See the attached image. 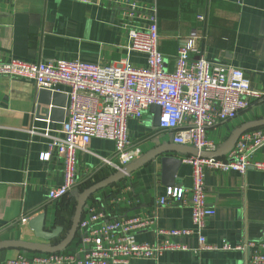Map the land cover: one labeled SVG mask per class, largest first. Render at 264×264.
<instances>
[{
    "label": "crops",
    "instance_id": "0c3cea01",
    "mask_svg": "<svg viewBox=\"0 0 264 264\" xmlns=\"http://www.w3.org/2000/svg\"><path fill=\"white\" fill-rule=\"evenodd\" d=\"M153 10L158 48L169 70L179 46L195 36L196 47L208 61L243 69L250 88L264 95V0H0V60L78 59L109 64L127 56L132 66L144 67L146 56L127 54L124 45L129 25L145 23ZM42 89L32 81L0 75V241L59 242L68 230L81 191L116 171L115 143L93 137L75 153L76 184L61 200L48 199V190L63 182V160L56 150L47 160H42L41 154L48 150V135H63L68 88L59 85L49 89L52 94L47 105L39 103ZM250 100L249 107L237 117L208 128L207 137L217 148L242 124L264 118V96ZM43 108L53 111L45 114ZM153 117L149 109L142 119L127 121L126 149L138 150L133 160L172 142V133L155 126ZM167 155L183 158L186 154L167 152L96 190L87 199L82 215L93 206L108 217L153 215L155 227H192L189 192L182 203L155 205L156 198L170 186L161 180V158ZM252 158L264 161V144ZM203 179L205 202L215 210L207 218L203 233L207 243L218 249H201L194 235L171 238L188 250L169 249L155 258L131 260L130 264H245L251 251L247 242L264 236V176L253 167L244 174L205 168ZM173 185L191 187L189 164L181 163ZM41 212L45 213V229L63 227L53 241L37 239L28 226V220ZM155 227L140 230L137 242L164 239ZM224 244L231 248H221ZM75 245L76 238L64 251L73 252ZM36 254L39 252L25 248H2L0 264Z\"/></svg>",
    "mask_w": 264,
    "mask_h": 264
},
{
    "label": "built area",
    "instance_id": "2783aa9c",
    "mask_svg": "<svg viewBox=\"0 0 264 264\" xmlns=\"http://www.w3.org/2000/svg\"><path fill=\"white\" fill-rule=\"evenodd\" d=\"M195 40L193 36L179 46L173 68L169 70L158 48L159 31L153 10L145 23L129 25L124 45L127 54L138 52L146 56L144 67L132 66L127 56L109 64L78 59L0 60V75L32 81L39 88L53 90L59 85L68 88L63 135H48V150L41 154V159L47 160L56 150L63 160V182L48 190V199L61 200L76 184L75 153L85 148L93 137L115 143L116 170L131 162L138 150L126 149L127 121L142 119L154 105L160 107L158 128L172 133L173 143L204 151L217 149L207 137L208 128L237 117L249 107L250 99L260 100L264 95L250 88L243 69L208 61ZM263 144L264 126H261L241 134L234 148L222 157L186 154L181 158L191 166V187L167 186L165 193L156 198L155 205L182 203L189 192L190 228L155 227L153 215L108 217L104 211L91 206L78 223L73 252L39 253L31 258L20 255L3 264H130L131 260L155 258L169 249L188 250L185 244L170 239L191 235L197 238L201 249H218L207 243L203 233L207 218L215 213L205 202L203 170H233L244 174L253 167L264 176V161L252 158ZM105 162L111 163V160ZM149 226H154L155 232L164 239L158 243L137 242L136 234ZM246 246L251 251L245 264H264V236L247 242ZM221 248L231 247L224 244Z\"/></svg>",
    "mask_w": 264,
    "mask_h": 264
},
{
    "label": "water",
    "instance_id": "95a60500",
    "mask_svg": "<svg viewBox=\"0 0 264 264\" xmlns=\"http://www.w3.org/2000/svg\"><path fill=\"white\" fill-rule=\"evenodd\" d=\"M50 94L52 93H50L49 89H42L40 91L39 103L42 105L50 104L49 99H48V96ZM45 95H47V97ZM52 109L53 108H50L48 110L47 108H43L42 110L46 114L49 111L50 112L53 111ZM150 109L153 111V115H154L153 123L155 124V126H158L159 117H160V107L157 105H154ZM261 126H264V118L248 121L242 124L238 129L235 130V132L232 134V136L226 141V143L223 146L213 151L197 150L196 148L192 146L179 145L173 142L157 146L151 149L150 151L146 152L145 154L141 155L140 157L136 158L135 160L129 162L121 170H116L110 176L100 181H97L93 184H90L89 186L84 188L76 200L73 215H72L68 230L65 236L59 242L57 243L56 242L55 243H38V242H28V241H22V240H3V241H0V249L6 248V247H18V248H25V249L32 250L35 252H39V253H49V252H56V251L64 250L75 238L78 223L82 217L85 203L87 199L89 198V196L96 190L106 185H109L117 181L118 179L123 178L125 175L130 174L137 167L142 166L148 163L150 160L154 159L155 157L161 156L167 152L177 151V152H183L185 154L198 155V156L205 157V158L222 157L235 145V143L237 142L241 134H243L244 132L250 129L261 127ZM181 163H182L181 158H178L173 155H167L161 158V164H162L161 180L164 184L166 185L174 184L175 176H176L177 170L179 166L181 165ZM44 224H45V213L44 212H41L40 214L28 220V226L33 231L34 236L37 239H40L44 242L53 241L58 236H60L61 232L63 231L62 226L56 225L51 229H45Z\"/></svg>",
    "mask_w": 264,
    "mask_h": 264
},
{
    "label": "rangeland",
    "instance_id": "374dc122",
    "mask_svg": "<svg viewBox=\"0 0 264 264\" xmlns=\"http://www.w3.org/2000/svg\"><path fill=\"white\" fill-rule=\"evenodd\" d=\"M76 241H77V239H76ZM75 247H76V245H75Z\"/></svg>",
    "mask_w": 264,
    "mask_h": 264
},
{
    "label": "trees",
    "instance_id": "16d2710c",
    "mask_svg": "<svg viewBox=\"0 0 264 264\" xmlns=\"http://www.w3.org/2000/svg\"><path fill=\"white\" fill-rule=\"evenodd\" d=\"M89 186V185H88ZM71 222V221H70ZM70 225V224H69Z\"/></svg>",
    "mask_w": 264,
    "mask_h": 264
}]
</instances>
